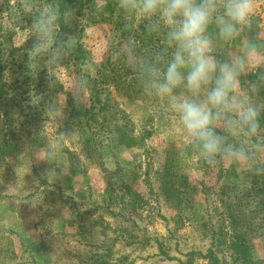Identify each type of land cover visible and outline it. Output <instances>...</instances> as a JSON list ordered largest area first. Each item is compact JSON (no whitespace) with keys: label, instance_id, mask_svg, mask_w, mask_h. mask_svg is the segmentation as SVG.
<instances>
[{"label":"rangeland","instance_id":"rangeland-1","mask_svg":"<svg viewBox=\"0 0 264 264\" xmlns=\"http://www.w3.org/2000/svg\"><path fill=\"white\" fill-rule=\"evenodd\" d=\"M18 5L0 0V264H241L234 263L230 231L225 235L229 222L220 186L231 167L243 178L234 181V191L249 190L243 186L247 169L229 162L213 169L185 158V141L165 102L134 86L137 58L148 48L142 36L125 31L117 0H104L102 8L100 0L71 6L75 19L63 31L77 36V47L53 69L54 86L43 63L38 70L28 67L31 20ZM142 21L137 15L134 28ZM251 38L264 40V0H256L253 27L227 47L238 54ZM113 67L121 78L117 92L109 78ZM81 76L93 82L100 100L110 92L91 121L81 115L91 106L89 90L87 104L79 106L71 93ZM52 102L55 110L46 115ZM60 132L72 133L60 159L70 160L71 168L48 183L42 173L56 165L37 161L34 152ZM121 132L135 136L138 145H114ZM251 250L264 259V237L252 238Z\"/></svg>","mask_w":264,"mask_h":264},{"label":"clouds","instance_id":"clouds-1","mask_svg":"<svg viewBox=\"0 0 264 264\" xmlns=\"http://www.w3.org/2000/svg\"><path fill=\"white\" fill-rule=\"evenodd\" d=\"M117 5L125 28L139 15L147 34L163 35L164 47L137 58L135 67L144 92L164 101L177 121L185 158L213 169L229 162L264 176V161L258 159L264 155V101L257 99L264 90V40L248 39L238 54L227 47L253 27L256 0H117ZM18 9L31 20L28 67L38 70L43 63L49 86H54L53 69L77 47V36L62 30L75 19L76 9L62 0H19ZM249 73L255 78L242 79ZM87 87L84 76L72 86L78 106L87 104ZM54 110L49 103L45 114ZM70 135L60 132L48 147L34 152L37 161L56 165L42 173L48 183L70 171V160L60 162ZM34 183L39 185V179Z\"/></svg>","mask_w":264,"mask_h":264},{"label":"trees","instance_id":"trees-1","mask_svg":"<svg viewBox=\"0 0 264 264\" xmlns=\"http://www.w3.org/2000/svg\"><path fill=\"white\" fill-rule=\"evenodd\" d=\"M78 2L79 0H63L62 4L65 7H71L77 5ZM108 10H111L110 6H108ZM107 16L111 17V14H108ZM88 19L89 21H93L92 16H89ZM64 29L65 26H62V30ZM125 31H132V33L134 32L135 39H137L139 35L143 37V39L141 40V45L145 49L148 48V50L143 51L144 56L151 55L154 52L159 51V48L164 47L163 38L159 39L158 34L149 35L146 33L144 20L136 29L134 28L133 24L131 28H128ZM112 69L113 70H111V75L109 76V78L113 81L115 92H117L120 85L119 80H121V78L117 76L116 73L114 74V71H118L117 68L113 67ZM90 78L91 77L88 76L89 80ZM247 78L254 79L255 77L254 74L251 73L247 76ZM129 80L134 81V78H129ZM130 81L127 82V88L133 86L131 85L132 83H130ZM136 82L134 81V86H137V89L143 92L144 90L139 83V79L136 80ZM87 90H89V93L91 94L92 102L89 108L83 109L81 115L89 116L85 118L87 121H89L90 119L93 120V115L90 114L92 111L96 110L97 113H100L104 110L108 102L110 92L107 91V97L104 98V100H100L98 96V89L91 80L88 83ZM132 94L134 95V97H137V94ZM257 99L264 101V90L260 92ZM41 103L43 104L44 100H41ZM3 116L8 117V113L6 110L3 113ZM104 117L107 118L109 116H101V119H103V121H105ZM262 123H264V117H262ZM86 141L88 143L90 142V140ZM138 142L139 140L135 136L127 132H121V134H119V137L112 138V143L117 147L132 148L138 145ZM8 147L12 148L15 147V145L13 143H9ZM241 174L242 172L234 171L231 167L228 168L223 174V182L220 186V201L222 206L225 208V212L227 213V220L229 222L228 230L225 232V235H227V232L230 231V246L233 251L234 263L238 262L241 264H264V259H255L252 255L251 250L252 238L264 237V176L252 175L247 170L245 172L246 175H244V179L246 181H243V186L249 187V190L238 193V190L234 191L236 190L234 189V187L238 185L234 181L241 180ZM184 185L189 186L188 182L186 181H184ZM201 186L204 192H206L205 186ZM127 192L130 194V197L132 195L134 198V193L131 189H127ZM219 231L222 233L223 231H225V227L219 228ZM209 253L211 252L209 251Z\"/></svg>","mask_w":264,"mask_h":264}]
</instances>
